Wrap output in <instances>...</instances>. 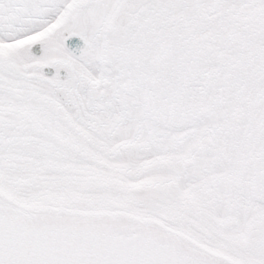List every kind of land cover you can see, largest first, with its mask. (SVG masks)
<instances>
[{"label":"snow or ice","instance_id":"obj_1","mask_svg":"<svg viewBox=\"0 0 264 264\" xmlns=\"http://www.w3.org/2000/svg\"><path fill=\"white\" fill-rule=\"evenodd\" d=\"M0 264H264V0H0Z\"/></svg>","mask_w":264,"mask_h":264}]
</instances>
